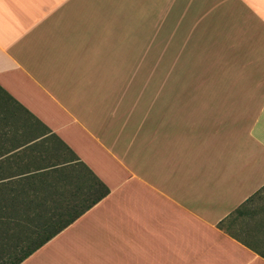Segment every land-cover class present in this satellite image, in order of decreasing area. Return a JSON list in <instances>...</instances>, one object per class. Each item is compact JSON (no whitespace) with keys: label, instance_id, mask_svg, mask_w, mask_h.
Here are the masks:
<instances>
[{"label":"crops","instance_id":"1","mask_svg":"<svg viewBox=\"0 0 264 264\" xmlns=\"http://www.w3.org/2000/svg\"><path fill=\"white\" fill-rule=\"evenodd\" d=\"M0 153L21 264H264V0H0Z\"/></svg>","mask_w":264,"mask_h":264},{"label":"trees","instance_id":"2","mask_svg":"<svg viewBox=\"0 0 264 264\" xmlns=\"http://www.w3.org/2000/svg\"><path fill=\"white\" fill-rule=\"evenodd\" d=\"M38 180L31 175L3 183L0 171V264H21L73 223L62 219L61 208L42 203Z\"/></svg>","mask_w":264,"mask_h":264},{"label":"rangeland","instance_id":"3","mask_svg":"<svg viewBox=\"0 0 264 264\" xmlns=\"http://www.w3.org/2000/svg\"><path fill=\"white\" fill-rule=\"evenodd\" d=\"M175 50H176V48H175ZM175 50H174V51H175ZM175 52H176V51H175ZM155 64H156V63H155ZM172 64H173V63H172ZM159 68H161V66H160ZM176 68H178V67H176ZM14 181H16V180H14ZM11 183H12V182H11ZM40 195H41V194H40Z\"/></svg>","mask_w":264,"mask_h":264}]
</instances>
